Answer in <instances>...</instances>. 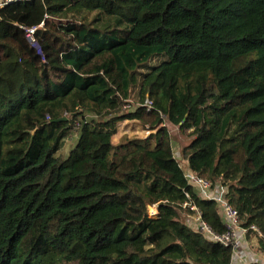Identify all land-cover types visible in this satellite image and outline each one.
Masks as SVG:
<instances>
[{
  "label": "trees",
  "instance_id": "1",
  "mask_svg": "<svg viewBox=\"0 0 264 264\" xmlns=\"http://www.w3.org/2000/svg\"><path fill=\"white\" fill-rule=\"evenodd\" d=\"M24 28H37L34 45ZM123 122L157 133L113 145ZM166 123L188 132V171L228 188L264 259V0L2 9L0 264H233L188 224L192 201L226 232Z\"/></svg>",
  "mask_w": 264,
  "mask_h": 264
},
{
  "label": "built area",
  "instance_id": "2",
  "mask_svg": "<svg viewBox=\"0 0 264 264\" xmlns=\"http://www.w3.org/2000/svg\"><path fill=\"white\" fill-rule=\"evenodd\" d=\"M27 1L29 0H0V11L5 7L19 5ZM24 30L27 34L28 41L34 45V35L37 28H24ZM30 38H32V42L30 41ZM147 105L149 108L152 107L150 101H147ZM185 177L189 185L197 190L199 198L212 201L216 204L218 214L226 227V232L223 234L216 233L203 219L200 209L192 201L184 204L185 208L187 207L194 212V216L188 222L190 228L193 231L204 235L209 242L230 248L232 251L233 264L254 263L251 259L254 258L255 251L253 250V246L249 243L248 236L249 231L254 230L258 232V230L253 227L244 228L242 226L239 212L229 202L228 188L223 185H214L211 181L201 178L191 171H187ZM187 196L190 199V196ZM153 210L151 211V214L155 215L157 211L155 210V212H153ZM260 236L262 235L260 234Z\"/></svg>",
  "mask_w": 264,
  "mask_h": 264
},
{
  "label": "rangeland",
  "instance_id": "3",
  "mask_svg": "<svg viewBox=\"0 0 264 264\" xmlns=\"http://www.w3.org/2000/svg\"><path fill=\"white\" fill-rule=\"evenodd\" d=\"M30 41L32 42V38H30ZM150 122L151 121H148V123H150ZM139 127L140 128L137 130L138 132L134 130L132 132H135V134H133L132 136H128V137L129 138L137 137V138H141V139H147L152 133L153 134L157 133V131H154V132L150 131L149 128L146 127L143 124H139ZM164 127H167L168 131L170 132V135H171V138H172L174 154H175L177 160L180 162L184 172L186 173L188 171V166H187L186 160H184V158H182L181 152H182V149L186 145L189 144L190 140H189V137H188V132L182 131V130L179 129V127L172 126V125H170L168 123H166L164 125ZM77 141H78V135L73 134V136L65 142L63 148L59 152V155L63 159H67L69 154H70V151L75 147ZM237 158L242 163V156L238 155ZM153 212H155V210H153ZM252 236L254 237L253 239H256V242H255V244L253 246V250L255 251V255H254V258L251 259V261L252 262L264 263L262 251L259 250L258 240L253 234H251V238H252ZM63 264H75V263H63Z\"/></svg>",
  "mask_w": 264,
  "mask_h": 264
},
{
  "label": "crops",
  "instance_id": "4",
  "mask_svg": "<svg viewBox=\"0 0 264 264\" xmlns=\"http://www.w3.org/2000/svg\"><path fill=\"white\" fill-rule=\"evenodd\" d=\"M139 124H140L139 122H123V123H119L118 124L117 134L113 137V141H112L113 145H118L120 143L121 139L124 136H132L133 134H135V132H132V131H134V130L137 131L140 128ZM255 242H256V239L249 240V243L252 246H254Z\"/></svg>",
  "mask_w": 264,
  "mask_h": 264
}]
</instances>
